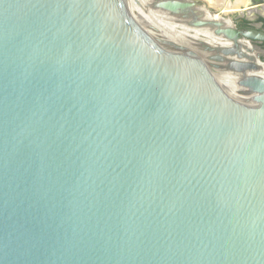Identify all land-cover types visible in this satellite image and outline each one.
I'll return each mask as SVG.
<instances>
[{
  "label": "water",
  "instance_id": "water-1",
  "mask_svg": "<svg viewBox=\"0 0 264 264\" xmlns=\"http://www.w3.org/2000/svg\"><path fill=\"white\" fill-rule=\"evenodd\" d=\"M260 7L0 0V264H264Z\"/></svg>",
  "mask_w": 264,
  "mask_h": 264
},
{
  "label": "bare ground",
  "instance_id": "bare-ground-1",
  "mask_svg": "<svg viewBox=\"0 0 264 264\" xmlns=\"http://www.w3.org/2000/svg\"><path fill=\"white\" fill-rule=\"evenodd\" d=\"M207 1H209V4H212V5L216 6V7H218V6L221 7L222 8L221 10H223V12L226 13V14L230 13V12L240 11V9L242 7L247 8V6L249 5V1L248 0H233V1H231V0H207ZM248 11H249L248 12L249 13L248 16H254V15H252V13L255 12V11L264 15V6H261L260 8H257V9H251V10H248ZM213 18L220 19L221 15L214 14ZM225 20H226V23H229V19H225ZM253 54H254V52H253ZM260 73L262 75H264V70L260 71Z\"/></svg>",
  "mask_w": 264,
  "mask_h": 264
},
{
  "label": "flooded vegetation",
  "instance_id": "flooded-vegetation-1",
  "mask_svg": "<svg viewBox=\"0 0 264 264\" xmlns=\"http://www.w3.org/2000/svg\"><path fill=\"white\" fill-rule=\"evenodd\" d=\"M253 3V2H250ZM257 13V14H256ZM254 13V16L245 15H234V22L239 20L238 23H235L237 28H256L264 31V15L258 12ZM249 18V19H248ZM261 51L264 52V41L258 43ZM264 55V53H263Z\"/></svg>",
  "mask_w": 264,
  "mask_h": 264
},
{
  "label": "rangeland",
  "instance_id": "rangeland-1",
  "mask_svg": "<svg viewBox=\"0 0 264 264\" xmlns=\"http://www.w3.org/2000/svg\"><path fill=\"white\" fill-rule=\"evenodd\" d=\"M200 1V4L202 5V6H204V7H206V8H208V10H209V12L211 13V14H219V15H221L222 14V12L221 11H223V10H221L222 8L221 7H216V6H214V5H212V4H209V1H207V0H199ZM231 1H233V0H231ZM230 13H235V12H230ZM254 13V12H253ZM227 14H229V13H227ZM235 26V25H234ZM258 51V52H257ZM260 52H262V53H264L263 51H259V50H257V49H254V54L256 55V56H258V53H260Z\"/></svg>",
  "mask_w": 264,
  "mask_h": 264
},
{
  "label": "built area",
  "instance_id": "built-area-1",
  "mask_svg": "<svg viewBox=\"0 0 264 264\" xmlns=\"http://www.w3.org/2000/svg\"><path fill=\"white\" fill-rule=\"evenodd\" d=\"M248 1H249V5L264 6V0H248Z\"/></svg>",
  "mask_w": 264,
  "mask_h": 264
}]
</instances>
